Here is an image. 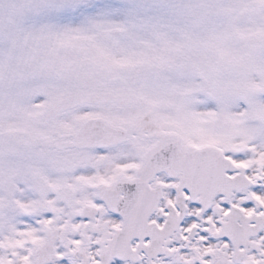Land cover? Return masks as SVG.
Instances as JSON below:
<instances>
[{"label": "snow or ice", "instance_id": "6c2138e0", "mask_svg": "<svg viewBox=\"0 0 264 264\" xmlns=\"http://www.w3.org/2000/svg\"><path fill=\"white\" fill-rule=\"evenodd\" d=\"M0 264H264V0H0Z\"/></svg>", "mask_w": 264, "mask_h": 264}]
</instances>
